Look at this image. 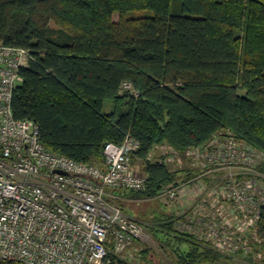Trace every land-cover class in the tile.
<instances>
[{
  "label": "trees",
  "instance_id": "trees-1",
  "mask_svg": "<svg viewBox=\"0 0 264 264\" xmlns=\"http://www.w3.org/2000/svg\"><path fill=\"white\" fill-rule=\"evenodd\" d=\"M140 10L151 14L128 16ZM0 44L32 54L11 108L37 124L47 150L103 168L107 142L139 141L129 159L142 161L145 189L120 195L152 198L196 175L170 169L167 153L152 157L157 147L185 156L230 134L264 152V0H0ZM180 217L152 229L180 264L263 260L264 207L248 253L218 251L179 230Z\"/></svg>",
  "mask_w": 264,
  "mask_h": 264
},
{
  "label": "built area",
  "instance_id": "built-area-1",
  "mask_svg": "<svg viewBox=\"0 0 264 264\" xmlns=\"http://www.w3.org/2000/svg\"><path fill=\"white\" fill-rule=\"evenodd\" d=\"M31 58L26 48L0 44V260L135 264L128 252L149 234L116 202L141 198H128L116 190L145 189L147 176L134 172L129 159L139 141L126 134L121 143L107 142L103 168L47 150L37 124L15 118L11 108L14 89L22 82L20 69ZM121 88L139 96L128 81ZM186 155L203 172L178 185H165L146 199L171 203L185 199L187 207L177 227L211 242L222 253L240 249L248 253L247 232L262 240L256 223L264 207V190L254 178L221 179L228 173L256 172L264 164V152L248 148L229 134L215 136ZM220 173L214 184L203 180ZM254 190L260 197L254 196ZM239 216L250 218L243 221Z\"/></svg>",
  "mask_w": 264,
  "mask_h": 264
},
{
  "label": "rangeland",
  "instance_id": "rangeland-1",
  "mask_svg": "<svg viewBox=\"0 0 264 264\" xmlns=\"http://www.w3.org/2000/svg\"><path fill=\"white\" fill-rule=\"evenodd\" d=\"M151 12L148 10H140V11H132L128 14V16H142V15H150ZM105 111H108L110 109V101L106 100L105 105H104ZM173 150H167V156L171 155ZM163 156V154H161ZM152 157H159V151L154 152ZM192 156H181L178 154H174L171 156V159L167 161V165L170 169L172 170H182L186 168H193L195 172H203V169L194 167V163L192 160ZM131 167L134 170V172L145 174L143 172V163L141 160H131ZM262 168L256 169V172L254 173H240V174H227L225 177H222V181H224L226 178H231V175L236 177V179H244V178H254L255 182H260L262 190H264V164L261 166ZM231 173H234L231 171ZM222 175V173H220ZM184 182V181H183ZM181 182V183H183ZM206 182V181H204ZM259 184V185H260ZM193 186V185H192ZM255 192V190H254ZM260 193L255 192L254 196L255 197H260ZM138 198V197H137ZM139 199V198H138ZM122 209L125 211L127 214L130 216L134 217L135 219L140 222L146 232L149 234V238L140 241L139 243H136L134 247L130 248L128 254L131 256V260L135 264H180L175 257L169 253L168 250L162 248L158 242V239L155 237L152 229L155 227H158V224L162 222L163 218H167V216H170L171 214L176 215L175 210L177 212L180 211V207H177L178 205L177 202H164L159 199L155 200H149L146 198H141V200L134 202V201H127V200H119L116 202ZM178 208V209H177ZM169 209H173L174 211L171 212H166ZM179 214V213H178ZM180 215V214H179ZM172 217V216H171ZM232 217V216H231ZM241 220L245 221L250 218V216H239ZM177 226V225H176ZM179 230H183L182 228L177 227ZM162 234L160 232L157 233V236H161ZM171 238V237H170ZM173 241L172 239H170ZM175 245V242L173 246ZM142 250H145V253H142ZM146 255L143 257V255ZM144 258V259H143ZM240 258V257H239ZM238 257H232L228 262H220L219 264H238L241 263V260ZM262 261H259L256 264H264V251L262 252Z\"/></svg>",
  "mask_w": 264,
  "mask_h": 264
},
{
  "label": "crops",
  "instance_id": "crops-1",
  "mask_svg": "<svg viewBox=\"0 0 264 264\" xmlns=\"http://www.w3.org/2000/svg\"><path fill=\"white\" fill-rule=\"evenodd\" d=\"M112 109V103L110 102V109L108 111H110ZM167 150L168 148H164V147H157L154 152H158L159 151V154L161 156V154H166L167 153ZM169 156V155H168ZM168 161V160H167ZM166 161V162H167ZM220 174H215L214 176H208L207 178H205V181L206 183H209V184H214L217 179L219 178ZM200 182V181H199ZM188 189V188H187ZM187 196V194H185V197ZM188 196H191V193L188 192ZM184 197V198H185ZM187 204L185 203V199H182V201L178 202V205H176L177 207H180V211L177 212V210H175V213L176 216H179V214H181L183 212V210L187 207L186 206ZM178 209V208H177ZM171 211H174L173 209H169V211L167 210L166 212H171ZM179 213V214H178Z\"/></svg>",
  "mask_w": 264,
  "mask_h": 264
}]
</instances>
